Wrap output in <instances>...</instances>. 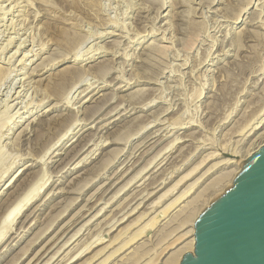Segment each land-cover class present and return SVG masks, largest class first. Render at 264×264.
Instances as JSON below:
<instances>
[{
    "label": "rangeland",
    "instance_id": "rangeland-1",
    "mask_svg": "<svg viewBox=\"0 0 264 264\" xmlns=\"http://www.w3.org/2000/svg\"><path fill=\"white\" fill-rule=\"evenodd\" d=\"M20 1L0 0V218L47 182L10 222L0 264L80 251L73 264H166L231 185L226 159L264 138V0ZM72 65L82 80L49 93L47 75Z\"/></svg>",
    "mask_w": 264,
    "mask_h": 264
},
{
    "label": "water",
    "instance_id": "water-1",
    "mask_svg": "<svg viewBox=\"0 0 264 264\" xmlns=\"http://www.w3.org/2000/svg\"><path fill=\"white\" fill-rule=\"evenodd\" d=\"M194 222L193 252L179 264H264V145Z\"/></svg>",
    "mask_w": 264,
    "mask_h": 264
},
{
    "label": "bare ground",
    "instance_id": "bare-ground-1",
    "mask_svg": "<svg viewBox=\"0 0 264 264\" xmlns=\"http://www.w3.org/2000/svg\"><path fill=\"white\" fill-rule=\"evenodd\" d=\"M7 1V0H6ZM9 1V0H8ZM16 1H18L19 3L21 2L20 0H15V3H16ZM23 1H25V0H23ZM83 1V0H82ZM87 1V0H86ZM222 1V0H221ZM26 2V1H25ZM28 2H30V1H28ZM81 2V1H80ZM85 2V1H84ZM92 2V1H91ZM2 3V2H1ZM14 3V2H13ZM81 3H83V2H81ZM86 3V2H85ZM17 4V3H16ZM21 4V3H20ZM92 4V3H91ZM8 5V4H7ZM14 5V4H13ZM22 5V4H21ZM86 5H88V4H86ZM92 5H94V4H92ZM97 5V4H96ZM2 6V5H1ZM28 6V5H27ZM31 6V5H30ZM87 7V6H86ZM96 7V6H95ZM95 7H94V9H95ZM4 8V7H3ZM8 8H9V6H8ZM89 8V7H88ZM2 9V8H1ZM1 9H0V11H1ZM30 9V8H29ZM49 9V8H48ZM89 9H93L92 7H90ZM87 10V9H86ZM194 10V9H193ZM8 11V10H7ZM10 11V10H9ZM88 11V10H87ZM2 12H3V10H2ZM37 12V11H36ZM42 12V11H41ZM47 12V11H46ZM4 13V12H3ZM6 13V12H5ZM35 12H33V14H34ZM43 13V12H42ZM45 13V12H44ZM57 13V12H56ZM14 14V13H13ZM31 14V13H30ZM47 14V13H46ZM55 14V13H54ZM97 14V13H96ZM22 15V14H21ZM26 15V14H25ZM59 15V14H58ZM2 16H4V15H2ZM27 16H28V14H27ZM33 16V15H32ZM31 17V16H30ZM46 17V16H45ZM74 17V16H73ZM91 17V16H90ZM5 18V17H4ZM4 18H2V19H4ZM21 18V17H20ZM23 18V17H22ZM34 18V17H33ZM47 18V17H46ZM51 18H53V17H51ZM97 18V17H96ZM24 19V18H23ZM26 19V18H25ZM48 19H50V18H48ZM60 19V18H59ZM8 20V19H7ZM11 20V19H10ZM45 20V19H44ZM54 20V19H53ZM68 20V19H67ZM77 20V19H76ZM4 21V20H3ZM2 21V22H3ZM91 21V20H90ZM8 22V21H7ZM12 22V21H11ZM26 22V21H25ZM57 22V21H56ZM76 22V21H75ZM85 22V21H84ZM166 22V21H165ZM164 22V23H165ZM19 23V22H18ZM62 23V22H61ZM10 24V23H9ZM8 24V25H9ZM20 24H21V22H20ZM19 24V25H20ZM51 24V23H50ZM66 24V23H65ZM142 24V23H141ZM7 25V24H6ZM7 25V26H8ZM64 25V24H63ZM69 28H68V30H71V29H73L74 31H72L74 34H73V36L74 35H76V25H74L73 23H67L66 24ZM165 25V24H164ZM10 26V25H9ZM21 26V25H20ZM26 26V25H25ZM41 26V25H40ZM39 26V27H40ZM48 27V26H47ZM54 27V26H53ZM20 28V27H19ZM55 28V27H54ZM29 29V28H28ZM49 29V28H48ZM47 29V30H48ZM50 29H51V27H50ZM49 29V30H50ZM154 29V28H153ZM12 30V29H11ZM62 30H64V29H62ZM120 30V29H119ZM157 30V29H156ZM59 31V30H58ZM41 32V31H40ZM71 32V31H70ZM154 32V31H153ZM53 33V32H52ZM40 34V33H39ZM71 35H72V33H70ZM104 34V33H103ZM162 34V33H161ZM101 35H102V33H101ZM40 36V35H39ZM136 36V35H135ZM140 36V35H139ZM56 37V36H55ZM59 37V36H58ZM7 38V37H6ZM29 38V37H28ZM31 38V37H30ZM162 38V37H161ZM10 39V38H9ZM12 39V38H11ZM7 40V39H6ZM5 40V41H6ZM45 41V40H44ZM47 41H48V39H47ZM62 41V40H61ZM64 41V45L65 46H74V47H72L73 49H78V47L77 48H75L76 46H79V44L80 43H82V42H79V40L78 41H76V42H73V40L71 39V37H67V39L66 40H63ZM134 41V40H133ZM8 42V41H7ZM6 42V43H7ZM10 42H11V40H10ZM9 42V43H10ZM31 42H32V40H31ZM3 43H5V42H3ZM21 43V42H20ZM19 44V43H18ZM17 44V47L20 45H18ZM33 44V43H32ZM43 44V43H42ZM151 44V43H150ZM154 44V43H153ZM8 45V44H7ZM140 45V44H139ZM40 46V45H39ZM42 46V45H41ZM46 46V45H45ZM53 46V45H52ZM58 46V45H57ZM4 47V46H3ZM8 47V46H7ZM19 47H21V46H19ZM1 48V47H0ZM101 48V47H100ZM6 49V48H5ZM73 49H70V50H73ZM2 50V49H1ZM99 50H101V49H99ZM17 51V50H16ZM78 51V50H77ZM107 51V50H106ZM18 52V51H17ZM39 52V51H38ZM69 52V51H68ZM73 52V51H72ZM97 52V51H96ZM98 52H100V51H98ZM16 53V52H15ZM35 53V52H34ZM69 53H71V52H69ZM76 53V52H75ZM92 53V52H91ZM95 53V52H94ZM3 54V53H2ZM72 54V53H71ZM25 55H27V54H25ZM36 55V54H35ZM37 55H38V53H37ZM62 55V54H61ZM65 55V54H64ZM15 56V55H14ZM63 56V55H62ZM78 56L80 57V55L78 54ZM77 56V57H78ZM12 57V56H11ZM38 57V56H37ZM92 57V56H91ZM21 58V57H20ZM41 58V57H40ZM23 59H25V60H27L26 58H23ZM23 59H20V61H22ZM29 59V58H28ZM91 59V58H90ZM41 60V59H40ZM45 60V59H44ZM63 60V59H62ZM77 59H76V57L74 58V60L73 61H76ZM31 61V60H30ZM55 62V61H54ZM39 63V62H38ZM52 63V62H51ZM25 64V63H24ZM40 64H43V63H40ZM40 64H38V65H40ZM46 64V63H45ZM50 64V63H49ZM54 64H56V63H53V65ZM80 64V63H79ZM47 65V64H46ZM25 67V69H26V66H24ZM31 67H32V65H31ZM80 67V66H79ZM79 67H75V66H67V67H64V68H62V69H59V71L57 72L58 74H55L54 75V73L55 72H52L53 74H52V77H49L48 78V76H49V74L47 75V79H48V82H47V84L45 85L47 88H46V90H48V92L49 93H54L55 91H56V89L57 88H59L58 90H61L60 92L62 93V91L63 90H65L66 91V88H68L69 86H72V87H74V85H72V83L73 82H75V81H80V79L81 78H83V77H81L82 76V71H78V69H79ZM82 67V66H81ZM80 67V68H81ZM91 67V66H90ZM38 68H40V67H37L36 69H38ZM47 68V67H46ZM45 68V69H46ZM53 68V67H52ZM59 68V67H58ZM86 68V67H85ZM84 68V69H85ZM92 68V67H91ZM6 69V68H5ZM23 69V68H22ZM31 69V68H30ZM32 69H33V67H32ZM50 69V68H49ZM55 69V68H54ZM102 69H104V70H106V69H108V68H106L105 69V67L104 68H102ZM42 70H44V67L43 68H41L39 71L41 72ZM47 70V69H46ZM83 70V69H82ZM86 70V69H85ZM109 70V69H108ZM108 70H106L105 72L107 73L108 72ZM111 70V69H110ZM20 71V70H19ZM34 71V70H33ZM55 71V70H54ZM84 71V70H83ZM8 73V71H5L4 70V68L2 67V66H0V83L2 82V80H4L5 79V76L6 75H8L7 73ZM47 72V71H46ZM87 72V71H86ZM85 71H84V73H86ZM89 72H91V71H89ZM100 73L101 72H104L103 70L102 71H99ZM44 73H45V71H44ZM43 73V74H44ZM103 74H105V73H102V74H100V75H103ZM54 75V76H53ZM87 75V74H86ZM106 75V74H105ZM51 76V75H50ZM84 76V75H83ZM7 77V76H6ZM24 77V76H23ZM46 79V78H45ZM20 80H22V78L20 79ZM82 80V79H81ZM41 82V81H40ZM46 82V81H45ZM76 83H78V82H76ZM44 84V83H43ZM44 86V87H45ZM43 87V88H44ZM51 88V89H50ZM98 88V87H97ZM42 90V89H41ZM40 90V91H41ZM114 90V89H113ZM43 91H44V89H43ZM69 91V90H68ZM70 91H71V89H70ZM57 92V91H56ZM64 92V91H63ZM44 93V92H43ZM81 93H82V91H81ZM66 94V93H65ZM65 96V95H64ZM53 97H54V95H53ZM57 97V96H56ZM111 97V96H110ZM109 97V98H110ZM60 98V97H59ZM63 98V97H62ZM108 98V99H109ZM107 99V100H108ZM111 99V98H110ZM86 100H87V98H86ZM41 102V101H40ZM69 104V103H68ZM39 105V104H38ZM64 106H65V104H64ZM58 108V107H57ZM99 108V107H98ZM31 109V108H30ZM33 109V108H32ZM48 109V108H47ZM97 109V108H96ZM72 110H74V109H72ZM124 110V109H123ZM134 110V109H133ZM31 111V110H30ZM33 111V110H32ZM45 111H47V110H45ZM45 111H43V112H45ZM95 111V110H94ZM25 112V111H24ZM98 112V111H97ZM64 113V112H63ZM94 113V112H93ZM24 114V113H23ZM36 114V112H34V113H32V112H26V116H24V117H21L22 118V120L23 119H25L26 117H27V115H29L25 120H27L28 122H34L35 120H34V115ZM62 114V113H61ZM95 114H97L96 113V111H95ZM65 116V115H64ZM67 116V115H66ZM70 116V115H69ZM71 116H74V115H71ZM37 117V116H36ZM35 117V118H36ZM92 117V116H91ZM58 118V117H57ZM62 118V117H61ZM65 118V117H64ZM75 118V117H74ZM51 119V118H50ZM34 120V121H33ZM62 120V119H61ZM72 120H74L73 118H72ZM72 120H71V117H67V118H65V119H63L61 122V126L60 127H71V126H69V125H71V123H72ZM75 120H77V119H75ZM27 121H26V123H27ZM57 121V120H56ZM59 121H60V118H59ZM18 122V121H17ZM52 122H53V120H52ZM58 122V121H57ZM71 122V123H70ZM74 122V121H73ZM76 122V121H75ZM74 122V123H75ZM77 123V122H76ZM15 124H17V123H15ZM22 124V123H21ZM23 124H24V122H23ZM48 124V123H47ZM53 124V123H52ZM56 124V123H55ZM59 124V123H58ZM27 125V124H26ZM63 125V126H62ZM10 127V126H9ZM17 127V126H16ZM55 127V126H54ZM27 128V127H26ZM26 128H25V131L24 132H28V131H26ZM53 128V127H52ZM49 129V128H48ZM92 129V128H91ZM184 129V128H183ZM9 130V129H8ZM64 130H65V128H64ZM67 130L69 131L70 130V128H67ZM67 130H65V131H67ZM97 130V129H96ZM11 131V130H10ZM23 131V130H22ZM36 131V130H35ZM42 131V130H41ZM242 131V130H241ZM23 132V133H24ZM62 132V131H61ZM79 132V131H78ZM20 133V132H19ZM36 133V132H35ZM69 133V132H68ZM71 133V132H70ZM61 134V133H60ZM63 134V133H62ZM74 134V133H73ZM77 134V133H76ZM22 135V134H21ZM66 135V132H65V134H63V136H61V135H59L61 138L60 139H58V137H57V139H58V141L57 142H60L61 141V139L64 137ZM261 135V134H260ZM179 139V138H178ZM40 140V139H39ZM73 140V139H72ZM35 141V140H34ZM73 141H71V143H72ZM75 142V141H74ZM88 142H90V141H88ZM55 144V143H54ZM57 144V143H56ZM86 144V143H85ZM53 145V144H52ZM264 145V138H262L255 146H253V148L250 150V151H248V153L244 156V157H242V158H237V156H236V154H235V156H230V158H228V159H226V161L227 162H229V163H231V164H235V170H234V173H233V175H232V177H231V179H230V183L232 182V179H233V177L235 176V174L238 172V170H239V165H240V163L241 162H243L244 161V159H246V158H248L249 156H251L253 153H255L259 148H261L262 146ZM12 146H14V145H12ZM55 146V145H54ZM54 146H52V147H54ZM37 147V146H36ZM51 145L48 147L49 149H47L48 151H50L51 150ZM91 147V146H90ZM85 148V147H84ZM57 149V148H56ZM47 150H45L46 152H47ZM249 150V149H248ZM46 152H44V154L46 153ZM56 152V151H55ZM92 152V151H91ZM54 153V152H53ZM55 154V153H54ZM58 154V153H57ZM65 154V153H64ZM89 154V153H88ZM94 154V153H93ZM46 155V154H45ZM77 155V154H76ZM231 155V154H230ZM233 155V154H232ZM44 156V155H43ZM240 157V156H239ZM41 158V157H40ZM43 158V157H42ZM86 158V157H85ZM154 158H155V156H154ZM82 159V158H81ZM86 161V160H85ZM80 162V161H79ZM151 163V162H150ZM76 164V163H75ZM149 164V163H148ZM28 165V164H27ZM78 165V164H77ZM76 165V166H77ZM151 165V164H150ZM75 166V165H74ZM147 166V165H146ZM143 167H145V166H143ZM148 168V167H147ZM142 170V169H141ZM140 170V171H141ZM7 172V171H6ZM6 172H4V173H6ZM16 174H14L13 176H15V178H16V176H19V174L21 175V173H22V171H16L15 172ZM57 173V172H56ZM24 174V173H23ZM39 174V173H38ZM139 174V173H138ZM2 176H4L3 174H2ZM20 178V177H19ZM37 178V177H36ZM0 179H2V177L0 178ZM14 179V178H13ZM35 179V178H34ZM44 178H43V176L42 177H40L39 178V180L35 183V184H33L32 186H28L26 189V192L24 193V195H23V197H21V199L19 200L18 198H19V196L18 195H16V197L14 198V200L13 201H11L10 202V205L7 207V209L5 210V212L3 213V215H2V217L0 218V220H1V223H0V241H2V237H4L5 235V232H7L8 231V229H9V231H10V222H12V220H13V218L20 212V210H22L23 208V206L28 202V201H31V199L37 194V192H39V190H41V188L44 186V184L47 182H45L44 184H42V183H40L42 180H43ZM133 179V178H132ZM15 180V179H14ZM13 180V181H14ZM17 180V179H16ZM131 180V179H130ZM135 180V179H134ZM144 180V179H143ZM10 181L11 182H13L12 181V179H10L9 181H7L6 182V184H4V186H5V188H8V187H10ZM17 181H20L19 179L17 180ZM14 183V182H13ZM16 183V182H15ZM20 183H21V181H20ZM162 183V182H161ZM40 184H42V185H40ZM12 185V184H11ZM17 186V185H16ZM12 187V186H11ZM18 187V186H17ZM3 188V187H2ZM13 188V187H12ZM16 189H18V188H16ZM10 190V189H9ZM8 190V191H9ZM14 190H15V188H14ZM17 191V190H16ZM15 192V191H14ZM18 192V191H17ZM24 192V191H23ZM143 192V191H142ZM11 193V192H10ZM16 194V193H15ZM147 194V193H146ZM145 194V195H146ZM141 195V194H140ZM148 195V194H147ZM36 197V196H35ZM11 198H13V194H12V196L10 197V195H9V198L7 199L8 201L9 200H12ZM179 200V199H178ZM173 202H176V201H173ZM179 202V201H178ZM172 203V202H171ZM28 204V203H27ZM173 205V204H172ZM168 206H170L171 207V205L169 204ZM208 206V205H207ZM173 207V206H172ZM195 216V215H194ZM197 216H198V214L195 216V218L193 217H189V216H187V217H189L190 219H192V225H191V230H189V234H190V239H189V241L184 245V247H181V249L179 250V252L177 253V252H175L174 254L175 255H173V253L171 254V256L169 257V259L166 261V262H164V263H166V264H179V262L181 261V258H182V256L185 254V253H187V252H192L193 251V248H194V220L197 218ZM186 217V218H187ZM27 218V217H26ZM189 218H187V220L186 221H188V219ZM112 222V221H111ZM110 222V223H111ZM116 222V221H115ZM20 228V227H19ZM19 231V230H18ZM173 232V231H172ZM8 234V233H7ZM107 235V234H106ZM102 238V237H101ZM71 240H72V238H71ZM101 241V240H100ZM102 241H104V240H102ZM102 241H101V243H102ZM109 241V240H108ZM69 242V241H68ZM97 242H98V240H97ZM124 242V241H123ZM66 243V242H65ZM95 243H96V241H95ZM179 243V242H178ZM68 244V243H67ZM99 244V243H98ZM127 244V242H125L123 245H121L120 246V248L119 249H121L123 246H125ZM129 244V243H128ZM63 245V244H62ZM96 245V244H95ZM126 246H128V245H126ZM125 246V247H126ZM62 247V246H61ZM64 247H65V244H64ZM88 247V246H87ZM124 247V248H125ZM176 247V246H175ZM90 248H91V246H90ZM119 249H117L115 252H117ZM123 249V248H122ZM80 250H81V248H80ZM84 250V249H83ZM125 250V249H124ZM59 251H60V249H59ZM87 251V250H86ZM69 252V251H68ZM75 252V251H74ZM78 252V251H77ZM60 253V252H59ZM58 253V254H59ZM64 253V252H63ZM55 254V253H54ZM57 254V253H56ZM69 254V253H68ZM81 254H82V252L80 251L79 253H75V255H73V256H71V257H66L67 259L63 262L64 264H73L74 262H76V260H78V258L81 256ZM83 255V254H82ZM52 256H55V255H52ZM66 256V255H65ZM65 256L64 257H61L62 259L64 258L65 259ZM52 259H53V257H51ZM51 258L50 259H48V261L49 260H51ZM55 258V257H54ZM38 258H36L35 260H37ZM58 260V259H57ZM136 260H137V258H136ZM139 260V259H138ZM136 262V261H135ZM30 263V262H29ZM49 263V262H48ZM48 263H45L44 262V264H48ZM55 263V262H54ZM53 263V264H54ZM62 263V264H63ZM84 264V263H83ZM85 264H87V263H85ZM136 264V263H135Z\"/></svg>",
    "mask_w": 264,
    "mask_h": 264
}]
</instances>
